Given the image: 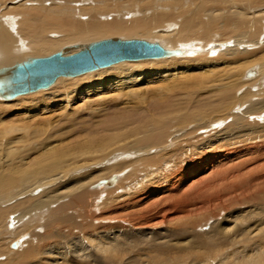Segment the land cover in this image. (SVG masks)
I'll return each mask as SVG.
<instances>
[{"label":"bare ground","instance_id":"1","mask_svg":"<svg viewBox=\"0 0 264 264\" xmlns=\"http://www.w3.org/2000/svg\"><path fill=\"white\" fill-rule=\"evenodd\" d=\"M263 13L264 0H0V73L110 35L159 36L193 55L122 60L17 98L0 90V203L74 180L0 210V228L13 211L19 222L46 214L43 231L31 230L10 262L264 264V89L233 108L242 75L264 71V54L252 56L264 52ZM149 59L159 61H141ZM119 151L142 159L115 202L105 189L96 213L91 182L69 173ZM57 197L74 214L52 207Z\"/></svg>","mask_w":264,"mask_h":264},{"label":"rangeland","instance_id":"2","mask_svg":"<svg viewBox=\"0 0 264 264\" xmlns=\"http://www.w3.org/2000/svg\"><path fill=\"white\" fill-rule=\"evenodd\" d=\"M263 15H264V13H263ZM263 28H264V26H262V29ZM167 31H169V32H166V30H165V31H163L161 33H173V32H171L170 28L167 29ZM262 31H264V29ZM262 31H261L262 34H260V36H259V40L261 42H264V34H263ZM150 37L151 36H149V35H146V36H143V37L142 36H133V35H110V36L102 37V38L96 39V40H94L92 42H89L87 45L89 46L93 42L100 41V40L107 39V38H118V39H121V40L141 39V40H145V41H147L149 43H157L160 46H162L163 48L165 47L164 49H169L165 45V43L163 42V39L160 38L159 36H153L151 38ZM182 45L180 44L178 47H175V48L169 49V50H179L180 51V54L179 55L182 56V57H185V58L192 57L193 55L192 56L189 55V51L190 50L189 49L186 50V47H187L186 44H184L185 46L183 45V47H182ZM180 46H181V48H180ZM253 46H254L253 44L252 45H249L248 48L251 49V51H252V47ZM72 47H70L69 50H73L74 52H77L76 49L78 48V46H72ZM65 51H67V50H64V52H62V53H65ZM185 54L188 55V56H186ZM262 54H264L263 51H262V53H257V56H255V55H252V56L253 57H258L259 55H262ZM178 56H176V57H178ZM40 57H42V56H40ZM34 58H36V57H34ZM37 58H39V57H37ZM151 60L159 61L158 59H149V60H141V61H151ZM259 65L260 64L255 63L253 65V67L257 70ZM103 68H105V67H103ZM89 72H91V71H89ZM262 72H258V71L247 72L246 74H243L242 75L243 76L242 77V79H243L242 80V84L238 87L239 89L237 88L235 90V103H234V107L233 108L239 109L237 111H241L242 108L244 107V105L241 104V97H242L243 94H245L247 91L256 92V91H259V90H263L264 89V71H262ZM73 77H75V76H73ZM63 78H65V77H63ZM66 78H71V77H66ZM258 78H259V80H258ZM53 84L54 83H52L50 85V87ZM48 87L43 88V89H38V90L39 91L40 90H46ZM38 90H36V91H38ZM36 91L26 93L25 95L34 93ZM22 95H24V94H22ZM14 98H17V96L14 97ZM0 99L4 100L5 98H3V96L0 94ZM10 100H8V101H10ZM243 102H245V100L242 101V103ZM230 119L231 118L226 119L227 121L221 119L219 121V124H215L216 126L214 125V127H213V124H211V126L209 127V129H206V130L205 129H197L199 131H197V130L196 131L194 130V132L191 131L189 134L190 135L193 134L191 136H194V137L188 136L186 138L188 140H192V139L194 140L197 137L201 136L202 134H203L202 136L206 135L208 133V131H211V130H214L215 131V130L224 128L225 127V124L228 121H230ZM194 126H195V123L194 124H190L188 126H185L184 129L191 130L192 128H194ZM179 135L181 136V134H179ZM184 140H186V139H184ZM169 149L170 148H167V150H169ZM119 152H122V153H118L119 155L117 154L118 155L117 157H119V158L115 157L113 160H103V161L100 160V161H98V163L93 164L92 166L83 167V169H77V170H74V171H72V172L69 173V175H73V177H79L78 178L80 180L79 184L86 183V182H91L90 189L92 190V201L95 203V205L97 207V208H95L96 209V213H99L100 208L103 207L105 197L107 199L109 198V197H107L108 194H107L106 190H109L110 188L113 189L114 192H113L112 195H114V197H112L111 200H114V202L116 200L115 197L118 194H122V192L125 191V190L123 191V189H121V188L129 180L130 174H128L127 172H129V170L131 169V167H132L131 165H133L132 164L133 160L136 159V161H137L138 159H142V158L136 157L137 154H131L132 156H130L129 154H126L125 151H119ZM122 158H124V159H122ZM105 161H108V162H105ZM129 162H130V165H129ZM120 165H123V166L124 165H129V166L126 169H124V168L122 169L121 168L120 170H118V169L115 170V167L116 166H120ZM106 167H110V170L106 169ZM84 168H86V169H84ZM112 168H114V169L112 170ZM65 179H66V181H65L66 183H64V184L63 183H60V182H56L52 186L47 187L49 189H47V188H39V189H37L35 191H30V192L21 194L20 196L17 197L16 200L14 199V201L12 203L11 202L8 203V204L7 203H4V202L3 203H0V210H4L6 212V214H7V213L10 212L9 211L10 207L12 205H14L18 201H28L29 203H33V202H35V201H37V200H39V199H41L43 197H47L49 195H54L55 196L61 190H63V188H65L66 186L70 187L73 184V181L74 180H71V181H69V184L67 185V183H68L67 182L68 181V176ZM101 181H103V182L101 183ZM115 185H117V186H115ZM114 186H115V188H114ZM50 190H53L54 192L51 193ZM50 202L53 205L52 207H56V206L62 205V206H64V208L66 209V212L69 215L74 214V206L71 203H67L66 201H64L60 197H57L56 199H54V200H52ZM10 214H14V215H9L8 214V216H11L12 217V221L9 218H7L5 221H3L2 227L0 228V264H12L10 262V260L12 259L13 255H15V253H14L15 249H17L20 246V244H22L26 240H29L30 238H32V235L29 233L31 230L33 232H42L43 231V226H44V223H45L44 221H46V214L44 213V209L42 210V213H40V215L36 216L37 215V212L34 211L32 213V217L31 218L27 217L26 219H23L21 222L14 221L15 218H16V216H17V214H16L15 211H13ZM44 217H45V220H44ZM73 221L76 224H78V221L79 220L77 221L76 218H73ZM103 223H112V221H104ZM82 234H81V236H82ZM68 240H70V239H68ZM124 242H125V240H124ZM66 243H68V244H70L72 246V243L71 242H65L64 244L66 245ZM73 247H76V246L73 245ZM124 248L126 249V251L129 249V247L127 245H124ZM127 256H129V254ZM128 259H129V257H128ZM124 261H127V259H124Z\"/></svg>","mask_w":264,"mask_h":264},{"label":"water","instance_id":"3","mask_svg":"<svg viewBox=\"0 0 264 264\" xmlns=\"http://www.w3.org/2000/svg\"><path fill=\"white\" fill-rule=\"evenodd\" d=\"M177 53L141 39L107 38L72 54L56 52L34 58L0 73V90L7 98L49 86L58 76H74L122 60L155 58Z\"/></svg>","mask_w":264,"mask_h":264}]
</instances>
